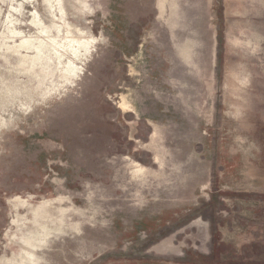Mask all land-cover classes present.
I'll return each instance as SVG.
<instances>
[{"label": "rangeland", "instance_id": "rangeland-1", "mask_svg": "<svg viewBox=\"0 0 264 264\" xmlns=\"http://www.w3.org/2000/svg\"><path fill=\"white\" fill-rule=\"evenodd\" d=\"M198 256L264 263V0H0V264Z\"/></svg>", "mask_w": 264, "mask_h": 264}, {"label": "trees", "instance_id": "trees-1", "mask_svg": "<svg viewBox=\"0 0 264 264\" xmlns=\"http://www.w3.org/2000/svg\"><path fill=\"white\" fill-rule=\"evenodd\" d=\"M198 255V254H196ZM189 262H201V263H204V264H214L216 263L215 262V257H211V258H208V257H205V256H198L196 257L195 259H190V260H187ZM261 264H264V263H261Z\"/></svg>", "mask_w": 264, "mask_h": 264}, {"label": "bare ground", "instance_id": "bare-ground-1", "mask_svg": "<svg viewBox=\"0 0 264 264\" xmlns=\"http://www.w3.org/2000/svg\"><path fill=\"white\" fill-rule=\"evenodd\" d=\"M26 264H30V263L28 262V263H26Z\"/></svg>", "mask_w": 264, "mask_h": 264}]
</instances>
